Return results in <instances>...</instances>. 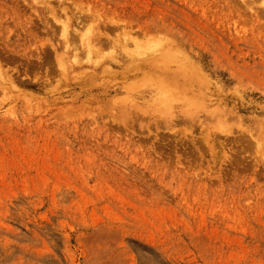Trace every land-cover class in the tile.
<instances>
[{"label":"rangeland","instance_id":"obj_1","mask_svg":"<svg viewBox=\"0 0 264 264\" xmlns=\"http://www.w3.org/2000/svg\"><path fill=\"white\" fill-rule=\"evenodd\" d=\"M0 264H264V0H0Z\"/></svg>","mask_w":264,"mask_h":264}]
</instances>
